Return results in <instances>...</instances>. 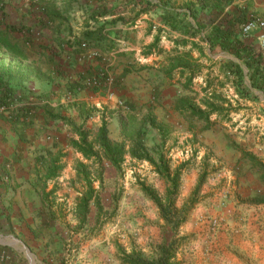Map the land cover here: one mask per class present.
Returning a JSON list of instances; mask_svg holds the SVG:
<instances>
[{"label": "rangeland", "instance_id": "obj_1", "mask_svg": "<svg viewBox=\"0 0 264 264\" xmlns=\"http://www.w3.org/2000/svg\"><path fill=\"white\" fill-rule=\"evenodd\" d=\"M58 1L0 0V38H20L25 50L27 16L73 13ZM168 1L164 8L131 0L111 9L122 7L125 15L107 29H114L123 47L139 48L143 59L125 71L127 84L121 85L114 69V81L99 87L89 83L91 77L85 82L88 100L76 97L79 86L65 95L63 104L75 97L74 103L85 104H75L66 117L71 125L63 135L66 146L42 156L49 217L60 232L49 264H125L124 254L156 258L173 242V264H264V92L243 95L242 70L251 84L246 65L226 51H211L208 31L197 27H230L241 35L261 16L250 11V3L242 7L246 0L241 6L238 0ZM176 60L184 65L169 72ZM32 65L0 46V68L22 98L29 96L33 78L68 85L61 68ZM121 86L125 91L119 96ZM97 91L113 105L93 103L90 93ZM25 103L17 101L18 107ZM11 114L0 111V119L14 121ZM103 119L108 137L125 146L118 165L101 145ZM81 134L93 149L90 156L74 144ZM46 136L62 144L61 137ZM144 186L163 203L175 195L177 229L161 217ZM85 196L88 202L82 201ZM23 259L19 262L29 264Z\"/></svg>", "mask_w": 264, "mask_h": 264}, {"label": "crops", "instance_id": "obj_2", "mask_svg": "<svg viewBox=\"0 0 264 264\" xmlns=\"http://www.w3.org/2000/svg\"><path fill=\"white\" fill-rule=\"evenodd\" d=\"M141 1L161 8H164L162 6L166 1L167 5L170 4L168 0ZM130 2L131 0H59L60 6L73 13H65V18L55 15V12L51 18L46 15H37L36 18L33 14L25 18L28 22L26 37L30 41L25 48L27 53L32 54L26 61H30L32 67L41 62L47 63L50 69L61 68L62 74L66 73V78H69L66 80L68 85L64 86H61L64 81L60 85H53L47 77H43L42 81L33 78L29 84L30 94L24 96V101L31 107V113L20 117L22 115L20 112L18 115L16 109L15 114H11L14 121L0 119V245L15 254L17 261L22 262L25 258L29 264H49L54 248H57L60 232L57 221L49 217L45 199L49 189L45 188L46 179L40 169L42 156L48 154V151H57L61 146H66L63 135L71 126L66 117L75 104L79 106L81 103L84 106V102L74 103L76 97L82 101L88 100L87 97L84 98L85 82L99 73L113 77L112 72L117 69L115 75H118L121 85L127 84L129 69L141 65L143 59L139 57L140 49L123 47L121 39L114 37V29L106 27L118 19L119 22L125 15L122 7L121 11L112 12L111 9ZM238 2L241 6L244 0ZM248 3L250 11L264 18V0H246L242 7H246ZM248 15L249 13L243 17ZM17 21L24 22L19 19ZM100 28L102 32L95 34L100 39L96 37L90 42L86 33ZM248 36L251 37L250 43L254 45L258 57V53H262L259 46L260 31L256 29ZM84 43L88 47H83ZM39 54H42L41 58H38ZM260 63V67H263L261 60ZM133 73L134 71L131 74ZM73 85L79 86L77 90L80 89V95L69 100L72 103L67 101L63 104L67 91L73 89ZM121 89L122 91L117 90L119 96L125 91L123 86ZM100 92L97 91L94 95L90 93L92 102L97 105H113L112 101L108 102V97L99 95ZM40 95L42 97H38ZM61 104L67 110L59 111L58 106ZM47 134H53V138L61 137L62 144H54L52 139L48 141ZM9 139H13V143Z\"/></svg>", "mask_w": 264, "mask_h": 264}, {"label": "trees", "instance_id": "obj_3", "mask_svg": "<svg viewBox=\"0 0 264 264\" xmlns=\"http://www.w3.org/2000/svg\"><path fill=\"white\" fill-rule=\"evenodd\" d=\"M149 3V2H148ZM166 5V4H164ZM48 15V14H47ZM54 15L53 12L49 14V16ZM58 16V15H57ZM195 21V18L193 19ZM197 27L201 30H207V36H205V40L209 44V49L213 51L215 48L220 49L221 51H226L233 56H235L238 60H240L243 64L246 65L248 69V74L250 75L251 84L250 86L247 85L245 80V73L242 70L239 75V84L238 86L241 87L243 90V95L247 97H253L256 98V96L253 95L254 89H259L264 92V70L262 67H260L261 63L259 58L257 57L256 52L254 51V45L250 43L251 37L246 36L244 34H237L234 32L230 27L227 29L222 28L218 25H213L211 27L201 26L197 24ZM102 28L97 29L96 31H88L86 35L87 39H89L90 42L94 40V38L100 39L97 35V33H101ZM2 36V33L0 34ZM95 36V37H94ZM96 38V39H97ZM25 43L30 42L28 39L29 37H26L25 32ZM0 41L2 46L7 52L12 54L13 56L19 57L21 59L27 60L28 54L26 53V48L24 50V47L21 45V39L14 38V39H7V38H0ZM24 43V44H25ZM155 48V44H152L148 49V54L153 51ZM159 53H162V50H158ZM183 66L184 63H182L181 60H176L175 63L171 64V67L168 68V71L170 72L172 69L178 66ZM185 67V66H184ZM8 77L5 75V71H2L0 68V106H4L7 113H10V111H13L14 109H17L18 113L22 115V117L28 116V114L31 113V107L25 106L18 107L17 101H23L24 98L18 93L17 89L14 87V85L7 80ZM26 104V103H25ZM16 106L18 108H16ZM107 123L106 120L103 119L102 125L100 128V135H101V145L104 150L105 155L108 157V159L114 164L118 165L121 157L123 156L125 152V146L123 143L114 142L112 141L108 135H107ZM75 146L83 152L86 156H90L93 154L92 147L89 146L87 143L86 137L84 134H81V140L79 142H74ZM179 171H176V175H178ZM175 179V178H174ZM143 191L153 200L156 202L160 209L161 217L168 223H171L175 229L178 228V226L181 224L180 220H173V218L177 215L176 208L174 207L175 202V195L169 194L167 197V200L165 203L161 202L158 197L155 196V194L146 186L143 187ZM90 200V197L85 196L82 198V201L88 202ZM184 209L181 210L179 214L183 212ZM180 215L178 216V218ZM173 249H174V242L165 245L162 247L161 254L156 258H146L141 254L138 253H130V254H124L123 255V262L125 264H173L172 258H173Z\"/></svg>", "mask_w": 264, "mask_h": 264}, {"label": "built area", "instance_id": "obj_4", "mask_svg": "<svg viewBox=\"0 0 264 264\" xmlns=\"http://www.w3.org/2000/svg\"><path fill=\"white\" fill-rule=\"evenodd\" d=\"M257 28L260 31V41L259 46L261 52L264 54V18H259L255 21L248 22L243 27V34L248 36L251 33V30ZM83 47H88L86 43L83 44ZM97 53H94V56H96ZM111 81H114V77L99 73L97 76L90 79V84H92L95 87H99L100 85H103L105 82L109 83ZM113 96L114 94H110ZM119 103L122 105L123 102L119 101ZM0 111L5 112L6 109L4 106H0ZM0 264H22L19 261H17V258L15 254H13L8 248L0 245Z\"/></svg>", "mask_w": 264, "mask_h": 264}]
</instances>
